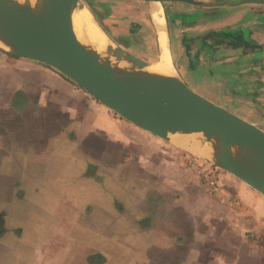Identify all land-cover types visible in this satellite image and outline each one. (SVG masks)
I'll return each instance as SVG.
<instances>
[{
  "label": "crops",
  "instance_id": "1",
  "mask_svg": "<svg viewBox=\"0 0 264 264\" xmlns=\"http://www.w3.org/2000/svg\"><path fill=\"white\" fill-rule=\"evenodd\" d=\"M164 3L177 10L164 12ZM257 4L88 0L85 7L106 39L148 60L167 63L169 56L171 70L182 79L195 84L191 78L197 72L214 95L221 92L225 102L243 110L241 116L264 129V41L257 40L264 39V12ZM157 6L163 16L160 30L154 25ZM220 6L235 11L214 10ZM234 15V20L215 26ZM243 32L248 35L244 40ZM0 111V123L12 115L30 120L40 140L59 124L61 136L77 149L92 145L100 157L94 160L97 170L104 166L108 176L121 173L163 192L167 197L157 205L156 215L171 210L179 219L178 228H172L178 232L167 230L166 245L161 244L180 251L178 264H264V196L223 171L217 173L218 190L209 192L201 174L188 166L189 154L119 117L50 66L0 51ZM8 185L15 186L12 181ZM10 197L19 200L14 192ZM4 216L0 208V241L12 235L11 228L3 227ZM142 226L160 228L159 222L149 226L147 219ZM105 261L95 249L83 257L85 264Z\"/></svg>",
  "mask_w": 264,
  "mask_h": 264
},
{
  "label": "rangeland",
  "instance_id": "2",
  "mask_svg": "<svg viewBox=\"0 0 264 264\" xmlns=\"http://www.w3.org/2000/svg\"><path fill=\"white\" fill-rule=\"evenodd\" d=\"M87 1L81 0L84 4ZM162 6L164 12L167 8L177 10L167 3ZM256 8L264 12V4L258 3ZM214 10L234 12L235 7L220 6ZM167 16L170 18L168 13ZM236 16L225 18L215 26ZM247 36L243 32L241 38ZM138 40L146 48V43L140 42L139 37ZM193 74L191 80L196 82L195 87L242 115V109L225 102L221 92L214 95V88L199 81L197 72ZM32 126L30 120L14 115L0 123V208L5 212L3 227L12 231L11 236L7 233L0 241V264L27 261L29 264H85L83 257L92 249L105 256V264H178L182 261L176 247L163 246L167 230L168 234L178 232L172 228H178L179 219L171 210L161 212L163 217L156 215L157 205L167 197L163 192L150 189V182L136 183L121 173L108 176L104 166L97 170L94 160L100 157L92 145L85 143L77 149L75 142L61 136L59 124L50 136L45 135L41 140ZM189 155L195 160L194 155ZM196 159L204 168L208 166L218 180L217 173L223 170ZM16 180L20 183L16 184ZM10 181L15 185L13 188L8 185ZM13 192L18 201L10 197ZM142 192L146 197L140 200ZM150 212L153 218L149 217ZM146 219L152 227L159 222L160 228L142 226Z\"/></svg>",
  "mask_w": 264,
  "mask_h": 264
},
{
  "label": "water",
  "instance_id": "3",
  "mask_svg": "<svg viewBox=\"0 0 264 264\" xmlns=\"http://www.w3.org/2000/svg\"><path fill=\"white\" fill-rule=\"evenodd\" d=\"M191 5L264 3V0H138ZM104 55L80 42L72 22L55 24L31 0H0V51L42 62L134 126L230 173L264 196V129L216 102L159 61L142 58L107 35ZM221 57V56H220ZM201 133L180 136L174 133ZM196 138L198 142L192 143ZM195 142V141H194Z\"/></svg>",
  "mask_w": 264,
  "mask_h": 264
},
{
  "label": "bare ground",
  "instance_id": "4",
  "mask_svg": "<svg viewBox=\"0 0 264 264\" xmlns=\"http://www.w3.org/2000/svg\"><path fill=\"white\" fill-rule=\"evenodd\" d=\"M20 1V0H18ZM33 2V0H31ZM39 9L49 11L52 14V20L55 24L63 25L68 21V15L74 32L80 42L94 48L102 56L104 55V48L107 44V39L102 33L98 25L94 22L93 18L86 10L85 4L81 0H34ZM157 3V2H156ZM154 25L157 30L162 29L163 16L162 10L158 6L153 10ZM161 44L165 46V39L161 37ZM168 54V53H167ZM154 71L162 73L167 69L171 70L169 56L166 61H159L157 65L153 66ZM173 69V68H172ZM178 136L174 139L175 142L180 144V136H195L197 139L202 136L201 133H192L190 135L183 133H174L170 135ZM157 137V136H156ZM192 140L195 144L198 140ZM201 139V138H200ZM163 140V139H162ZM195 141V142H194ZM230 174V173H229Z\"/></svg>",
  "mask_w": 264,
  "mask_h": 264
},
{
  "label": "built area",
  "instance_id": "5",
  "mask_svg": "<svg viewBox=\"0 0 264 264\" xmlns=\"http://www.w3.org/2000/svg\"><path fill=\"white\" fill-rule=\"evenodd\" d=\"M196 160H197L196 158H195V160H193V158L190 159V161H189L190 166L193 167L196 171H198L201 174L202 179H203V183L207 187L208 191L211 192V193L216 192L218 190V188H219L218 180L215 178V176H213L211 174L212 171H210L208 166H206V168H204V166H202L203 163L199 164V163L196 162ZM199 165H201V166H199ZM205 169H207L208 171L205 170Z\"/></svg>",
  "mask_w": 264,
  "mask_h": 264
},
{
  "label": "flooded vegetation",
  "instance_id": "6",
  "mask_svg": "<svg viewBox=\"0 0 264 264\" xmlns=\"http://www.w3.org/2000/svg\"><path fill=\"white\" fill-rule=\"evenodd\" d=\"M225 36H226L225 34H224V35L221 34V37H225ZM227 37H229L228 34H227ZM238 38H239V37H238ZM240 38H241V36H240ZM234 39H236V38H234ZM242 39L244 40V38H242ZM260 51H261V50H260ZM219 185H220V184H219Z\"/></svg>",
  "mask_w": 264,
  "mask_h": 264
}]
</instances>
